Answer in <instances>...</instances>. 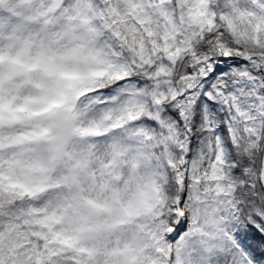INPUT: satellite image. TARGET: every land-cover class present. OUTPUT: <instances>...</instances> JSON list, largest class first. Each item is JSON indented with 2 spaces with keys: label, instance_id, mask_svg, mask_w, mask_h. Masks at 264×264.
Masks as SVG:
<instances>
[{
  "label": "snow or ice",
  "instance_id": "obj_1",
  "mask_svg": "<svg viewBox=\"0 0 264 264\" xmlns=\"http://www.w3.org/2000/svg\"><path fill=\"white\" fill-rule=\"evenodd\" d=\"M0 264H264V0H0Z\"/></svg>",
  "mask_w": 264,
  "mask_h": 264
}]
</instances>
